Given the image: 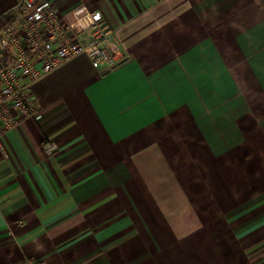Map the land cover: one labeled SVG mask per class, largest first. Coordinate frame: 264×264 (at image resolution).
Returning <instances> with one entry per match:
<instances>
[{
  "label": "crops",
  "instance_id": "obj_1",
  "mask_svg": "<svg viewBox=\"0 0 264 264\" xmlns=\"http://www.w3.org/2000/svg\"><path fill=\"white\" fill-rule=\"evenodd\" d=\"M52 3L72 40L106 21L117 64L32 83L43 117L0 140V264H264V0Z\"/></svg>",
  "mask_w": 264,
  "mask_h": 264
},
{
  "label": "built area",
  "instance_id": "obj_2",
  "mask_svg": "<svg viewBox=\"0 0 264 264\" xmlns=\"http://www.w3.org/2000/svg\"><path fill=\"white\" fill-rule=\"evenodd\" d=\"M67 33L52 0H15L0 15V140L22 119L43 117L31 94L36 80L85 53L91 56L93 68L102 73L117 64L112 31L103 19L92 21L84 43L70 39ZM42 147L47 155L58 149L49 140Z\"/></svg>",
  "mask_w": 264,
  "mask_h": 264
},
{
  "label": "clouds",
  "instance_id": "obj_3",
  "mask_svg": "<svg viewBox=\"0 0 264 264\" xmlns=\"http://www.w3.org/2000/svg\"><path fill=\"white\" fill-rule=\"evenodd\" d=\"M99 18L98 14H97V19Z\"/></svg>",
  "mask_w": 264,
  "mask_h": 264
}]
</instances>
